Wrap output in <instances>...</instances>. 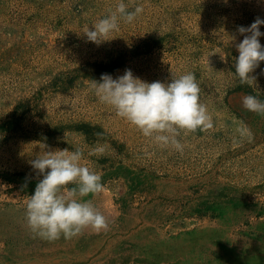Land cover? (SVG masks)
Returning a JSON list of instances; mask_svg holds the SVG:
<instances>
[{
    "label": "rangeland",
    "instance_id": "rangeland-1",
    "mask_svg": "<svg viewBox=\"0 0 264 264\" xmlns=\"http://www.w3.org/2000/svg\"><path fill=\"white\" fill-rule=\"evenodd\" d=\"M120 2L0 0V264H264V116L242 105L248 94L264 101V62L255 87L234 68L237 28L264 20V0H123L143 13L87 41L85 28ZM126 69L149 83L195 73L213 127L181 131L182 153L145 138L90 90ZM42 144L79 147L102 174L105 191L84 199L107 230L55 242L31 233Z\"/></svg>",
    "mask_w": 264,
    "mask_h": 264
},
{
    "label": "clouds",
    "instance_id": "clouds-1",
    "mask_svg": "<svg viewBox=\"0 0 264 264\" xmlns=\"http://www.w3.org/2000/svg\"><path fill=\"white\" fill-rule=\"evenodd\" d=\"M143 11L140 5L130 11L121 0L114 11L85 28L83 35L87 41L99 45L110 40L107 37L119 29L121 20L132 23ZM261 25H264V20L257 17L250 26L237 28L243 39L236 44L238 57L234 68L242 85L255 87V77L251 74L264 62V46L259 40L264 36L260 31ZM90 90L101 103L111 106L117 116L161 147L171 146L182 153L183 145L178 139L181 131L189 133L213 127L206 106L200 102L201 88L193 72L172 76L170 83H149L126 69L115 79L105 73L99 81L91 80ZM242 105L246 110L264 116V101L256 95H245ZM237 131L249 141L253 139L251 129L243 122ZM42 147L43 154L31 161V167L42 179L28 197L25 207V219L31 233L47 242H55L61 237L71 240L86 228L97 233L107 230V217L91 199H84L105 191V187L102 174L81 163L83 149L49 150L44 144ZM106 148L107 145L97 146L89 155H103Z\"/></svg>",
    "mask_w": 264,
    "mask_h": 264
}]
</instances>
